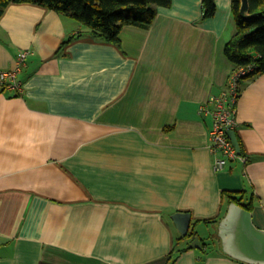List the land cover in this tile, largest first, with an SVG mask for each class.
I'll list each match as a JSON object with an SVG mask.
<instances>
[{
  "label": "crops",
  "instance_id": "1",
  "mask_svg": "<svg viewBox=\"0 0 264 264\" xmlns=\"http://www.w3.org/2000/svg\"><path fill=\"white\" fill-rule=\"evenodd\" d=\"M216 4L204 18L203 0H173L148 26L125 25L119 44L84 35L63 49L80 22L33 3L5 9L0 70H17L21 87L0 82V264L201 263L176 212L199 235L215 228L220 252L205 264H248L222 253L214 220L244 192L264 228V72L242 82L241 156L216 171L198 107L228 85L237 31L233 0Z\"/></svg>",
  "mask_w": 264,
  "mask_h": 264
},
{
  "label": "trees",
  "instance_id": "2",
  "mask_svg": "<svg viewBox=\"0 0 264 264\" xmlns=\"http://www.w3.org/2000/svg\"><path fill=\"white\" fill-rule=\"evenodd\" d=\"M21 2L55 10L80 22L85 27L84 30H79L77 34L65 39L61 44V49L84 35L100 41L119 44V34L125 25L148 26L160 7H171L173 4V0H0V17L10 4ZM249 4L251 16L244 18L240 14L241 0H233L237 31L227 42L225 54L236 67L253 65L254 70L249 74L251 76L264 72V0H249ZM216 9V0H203L204 18L212 17ZM1 83L8 86L5 82ZM253 196L252 194L246 198L243 192L240 196H232L230 202H235L252 212ZM223 216L221 215L214 221L219 222ZM197 221L199 220H194L193 224ZM195 228L191 226L189 232L181 236L179 240L199 236L201 249L206 253L207 244ZM193 246L191 242L188 249ZM183 250L186 249L180 248L178 252L181 253ZM176 254L170 255L167 264L173 263L178 256V253ZM201 256L202 259L206 257L203 254Z\"/></svg>",
  "mask_w": 264,
  "mask_h": 264
},
{
  "label": "built area",
  "instance_id": "3",
  "mask_svg": "<svg viewBox=\"0 0 264 264\" xmlns=\"http://www.w3.org/2000/svg\"><path fill=\"white\" fill-rule=\"evenodd\" d=\"M28 55L24 51L20 55L23 62ZM254 70L253 65L236 67L231 73L228 85L218 94L213 95L208 101L198 107V113L202 117H211L212 128L210 130V148L219 153L214 161V169L222 170L230 161L241 156L234 145L229 132L236 130L238 122V103L242 91V82ZM0 82H5L9 87L20 88L17 78V70H0Z\"/></svg>",
  "mask_w": 264,
  "mask_h": 264
},
{
  "label": "water",
  "instance_id": "4",
  "mask_svg": "<svg viewBox=\"0 0 264 264\" xmlns=\"http://www.w3.org/2000/svg\"><path fill=\"white\" fill-rule=\"evenodd\" d=\"M240 14L244 18L251 16L249 0H241ZM229 135L238 153H241L236 131L231 130ZM172 219L179 231L186 235L191 225V213L176 212ZM217 235L222 251L228 256L248 264H264V228L254 223L252 212L243 206L229 203L225 215L218 222ZM200 243L199 237H196L193 245L202 247Z\"/></svg>",
  "mask_w": 264,
  "mask_h": 264
},
{
  "label": "rangeland",
  "instance_id": "5",
  "mask_svg": "<svg viewBox=\"0 0 264 264\" xmlns=\"http://www.w3.org/2000/svg\"><path fill=\"white\" fill-rule=\"evenodd\" d=\"M200 233V235L203 236V239L204 241L206 242L207 244V247H206V253L203 252L202 249H197V251L203 256L206 255L205 258H207L209 256H212L213 254H219L220 252V247H219V243H218V239H216L215 237L212 236V232L215 231V228L214 227H211L209 229V227H206V226H202L201 228L198 229ZM205 253V254H204ZM223 254H225L224 252H222ZM205 258L203 259V261L201 263H198V264H205L206 260ZM232 258V257H231Z\"/></svg>",
  "mask_w": 264,
  "mask_h": 264
}]
</instances>
